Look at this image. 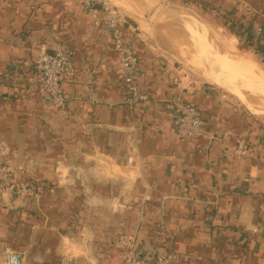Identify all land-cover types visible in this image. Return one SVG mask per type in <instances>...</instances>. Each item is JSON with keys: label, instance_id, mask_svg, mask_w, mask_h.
I'll return each mask as SVG.
<instances>
[{"label": "crops", "instance_id": "0c3cea01", "mask_svg": "<svg viewBox=\"0 0 264 264\" xmlns=\"http://www.w3.org/2000/svg\"><path fill=\"white\" fill-rule=\"evenodd\" d=\"M169 1L209 6L239 49L264 51V34L253 33L264 0ZM102 17L79 0H0V145L14 181L35 190L23 200L0 191V264L6 250L22 264H126L120 237L165 245L174 264H264V121L153 46L157 23L125 11L120 35L150 97L128 105ZM57 45L73 69L62 109L47 103L33 69ZM176 98L201 110L204 138L177 135ZM240 139L247 157L232 151Z\"/></svg>", "mask_w": 264, "mask_h": 264}, {"label": "built area", "instance_id": "2783aa9c", "mask_svg": "<svg viewBox=\"0 0 264 264\" xmlns=\"http://www.w3.org/2000/svg\"><path fill=\"white\" fill-rule=\"evenodd\" d=\"M85 10L92 11L99 8L102 13V23L105 30L114 39L118 50L120 67L123 71V83L126 86L128 105H137L149 101L148 94L143 93L136 85V72L138 59L134 50L123 40L120 35V26L124 20L121 10L109 0H79ZM262 25L254 30V36L264 34V15ZM259 53L264 62V53ZM33 69L38 71L42 78L41 88L47 103L57 109L65 105L61 82L64 77H71L73 69L70 64V53L65 46H54L50 52L42 53L33 64ZM168 108L174 113L176 119V133L183 140H199L205 137L204 119L199 108L176 98L168 102ZM235 155L247 157L248 145L243 140H237L232 148ZM0 191L12 194L23 200L33 197L35 190L32 186L14 181L11 169V158L0 145ZM119 244L125 249L126 264H174V258L161 244L159 248H147L134 239L120 237ZM4 264H22L19 256L9 250L3 253Z\"/></svg>", "mask_w": 264, "mask_h": 264}, {"label": "rangeland", "instance_id": "374dc122", "mask_svg": "<svg viewBox=\"0 0 264 264\" xmlns=\"http://www.w3.org/2000/svg\"><path fill=\"white\" fill-rule=\"evenodd\" d=\"M109 1L112 2L115 6L117 7L119 6L118 8L121 10L123 14L126 11L129 14H132L134 18H139V17H138V13L131 9L132 6H130V2L136 4L139 7L143 6L144 8L149 9L150 14L151 15L153 14L154 16L153 22L157 23V25L154 24L153 26L149 27L150 29L147 33L148 36L147 39H151L152 40L151 44L153 46L156 45L160 50L162 48H169L168 51L169 52L171 51L173 55H177V56L180 55V57L183 59L182 61L184 66H186L188 69L191 68L193 70L195 69L193 72H195L196 75H198L199 81L208 82L212 84L211 82H209V80L206 79V74L202 70L203 62H206V60H209L208 66L212 69L216 68L215 70L218 72L217 70L218 67H216L212 63V55L210 52L212 51L211 49L212 45L215 46V50H217L220 53L226 52L229 46L233 47L234 51L237 52L238 54L248 57L251 61L253 60L252 62L256 65L258 70L262 74H264V62L261 59L259 53L257 54L253 51L241 50L237 47L235 41L232 39L230 35L231 32L227 30V25H226L227 21L225 16L212 17L207 13L201 12L199 9L198 10L194 9L196 11L195 12L192 8L181 7L178 4H175L169 0H159L162 4V8H160V10H158L155 14H154V10H151V8L154 6V2H152L151 0H149V2L146 0H129L130 2L128 0H112V1L109 0ZM166 8L176 9L181 14L190 13L193 17H195L198 21L202 22L208 28L207 29L208 32L206 34L205 32H203V34L201 33L202 35L201 34L199 35L198 31L196 32V30L192 28L189 22H183L179 18L173 16L170 17L166 15V11H167ZM191 10L193 11V13L191 12ZM186 43L189 44L187 45ZM197 43L201 44L198 49L196 48ZM180 50H182L183 52H180ZM189 56L191 57V59ZM194 62L195 64L198 65V67L194 66L195 65ZM195 67L197 68L198 71L196 70ZM219 74L226 76L225 77L226 79L227 77H229L228 80L231 82V84L236 88L238 87L240 92L243 93L242 96L244 97V99H246V107L248 108L249 112L251 113L252 111L253 112L252 114L256 115L258 118L260 117L259 119L264 121V96H261L260 93L257 91L258 81L251 78L250 80L249 77L247 76L238 75L226 69L225 70L223 69V72H219ZM240 81H242L245 84V87L239 86L237 82Z\"/></svg>", "mask_w": 264, "mask_h": 264}, {"label": "bare ground", "instance_id": "6f19581e", "mask_svg": "<svg viewBox=\"0 0 264 264\" xmlns=\"http://www.w3.org/2000/svg\"><path fill=\"white\" fill-rule=\"evenodd\" d=\"M149 2V0H146ZM132 15V14H131ZM169 19V18H168ZM172 19V18H171ZM207 28V27H206ZM202 28L200 26H198V34L200 35L202 31H205V27L204 30H201ZM208 29V28H207ZM197 32V31H196ZM206 34V33H205ZM206 36V35H205ZM217 37V36H216ZM214 38V37H213ZM215 39V38H214ZM177 42V41H176ZM185 42V41H184ZM206 42V41H205ZM220 42V41H219ZM223 42V41H222ZM175 43V42H174ZM226 43V42H225ZM176 44V43H175ZM187 45L189 43H186ZM223 44V43H222ZM230 44V43H229ZM212 45V44H211ZM224 45V44H223ZM221 46V45H220ZM212 51L211 55H212V63L218 67V69L220 70V72H223V69L225 70H230L231 72H234L238 75H243V76H247L249 77V79H255L257 80L259 83H261L262 85H264V74H262L258 68L256 67V65L246 56L238 54L237 52L234 51L233 47H228L226 52L220 53L217 50H215V46L212 45ZM221 51V50H220ZM171 52V51H170ZM180 52H183L182 50H180ZM179 55V54H178ZM180 56V55H179ZM183 57V56H182ZM190 57V56H189ZM191 59V57H190ZM183 60V59H182ZM198 63V62H197ZM256 63V62H255ZM195 64V62H194ZM192 64V65H194ZM194 66L198 67L197 64H195ZM193 66V67H194ZM195 67V68H196ZM195 70V69H194ZM197 70V68H196ZM198 71V70H197ZM202 71V70H201ZM201 74V73H200ZM204 75V74H203ZM205 77V76H204ZM246 77V78H247ZM206 79L209 80V82L215 84V85H220L222 87H224L225 90H227L228 92H230L231 94H233L234 96H236L238 99H240V101H242V103H246V99H244V97L242 96L243 93L240 92L239 89H234L233 87L224 84V82H222L219 78H209L208 76H206ZM250 79V80H251ZM258 95V94H256ZM261 96H264L262 94H260ZM259 97V96H258ZM249 99V98H248ZM253 106V105H252ZM260 106V105H259ZM251 113H253L251 111ZM262 114V113H261ZM254 115V114H253ZM260 118V117H259ZM263 119V118H262Z\"/></svg>", "mask_w": 264, "mask_h": 264}, {"label": "water", "instance_id": "95a60500", "mask_svg": "<svg viewBox=\"0 0 264 264\" xmlns=\"http://www.w3.org/2000/svg\"><path fill=\"white\" fill-rule=\"evenodd\" d=\"M129 1V0H128ZM153 2H154V6L151 8V10H154V14L158 11V10H160V8H162V4H161V2L159 1V0H152ZM130 2V1H129ZM130 6H132V8L134 9V10H136L139 14H140V17H142L144 20H146V21H150V20H153V14L151 15L150 14V10L149 9H143V8H141V7H139V6H137L136 4H134V3H132V2H130ZM166 15H168V16H173V17H176V18H179V19H181L183 22H189V24L192 26V28L194 29V30H196V31H198V26H200L202 29L201 30H204V27H205V31H202L201 33L203 34V32H205V33H207L208 32V30H207V28H206V26L202 23V22H200V21H198L195 17H193L190 13H185V14H181L178 10H176V9H169V8H166ZM169 13V14H168ZM201 34V35H202ZM202 42V41H201ZM200 45L201 44H196V48L198 49L199 47H200ZM211 59V58H210ZM207 62V63H206ZM206 62H203V67H202V70H203V72L206 74V76H208L210 79L211 78H219L222 82H224V84H226V85H229V86H231V87H233L234 89H238V87L236 88V87H234L232 84H231V82L228 80L229 79V77H227V79L225 78L226 76H223V75H221V74H219V72H220V70L219 69H217L218 70V72L213 68H210L209 66H208V63H209V60H206ZM208 69V70H207ZM236 79H238V78H236ZM238 84H239V86H241V87H245V84L242 82V81H240V82H237ZM258 83V87H257V91L260 93V94H262V95H264V85H262L261 83H259V82H257ZM213 84V83H212ZM213 85H215V84H213ZM215 86H217V87H219V88H223L224 89V87H222V86H220V85H215Z\"/></svg>", "mask_w": 264, "mask_h": 264}, {"label": "trees", "instance_id": "16d2710c", "mask_svg": "<svg viewBox=\"0 0 264 264\" xmlns=\"http://www.w3.org/2000/svg\"><path fill=\"white\" fill-rule=\"evenodd\" d=\"M188 7H191V8H194V9H199L201 12H204V13H207L209 15H211L212 17H220L221 14L220 13H215V12H212L210 9H209V6H205V5H195L193 3H189ZM227 25V23H226Z\"/></svg>", "mask_w": 264, "mask_h": 264}]
</instances>
